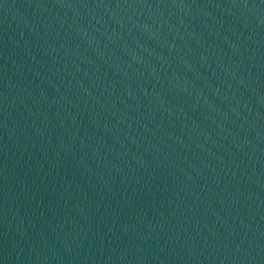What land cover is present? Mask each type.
<instances>
[{
    "label": "water",
    "instance_id": "95a60500",
    "mask_svg": "<svg viewBox=\"0 0 264 264\" xmlns=\"http://www.w3.org/2000/svg\"><path fill=\"white\" fill-rule=\"evenodd\" d=\"M0 264H264V0H0Z\"/></svg>",
    "mask_w": 264,
    "mask_h": 264
}]
</instances>
